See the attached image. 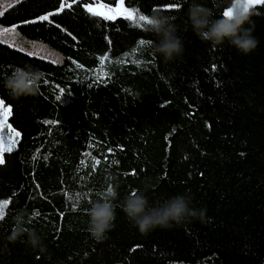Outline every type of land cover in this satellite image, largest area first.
I'll return each mask as SVG.
<instances>
[{
    "label": "trees",
    "instance_id": "16d2710c",
    "mask_svg": "<svg viewBox=\"0 0 264 264\" xmlns=\"http://www.w3.org/2000/svg\"><path fill=\"white\" fill-rule=\"evenodd\" d=\"M94 1L57 12L71 0H16L0 12V25L62 54L53 62L0 40V99L20 133L0 165V200L9 201L0 264H264V4L251 8L245 27L259 43L244 55L193 32L191 0H125L139 14L174 18L184 52L165 62L144 22L93 15L84 4ZM197 2L217 16L230 4ZM49 13L51 22L38 21ZM24 66L43 79L37 95L17 99L3 82ZM61 88L68 93L58 101ZM109 176L118 183L116 219L97 242L87 209ZM145 182L153 203L191 194L204 220L142 234L120 205ZM21 209L39 213L32 226L46 252L7 240Z\"/></svg>",
    "mask_w": 264,
    "mask_h": 264
},
{
    "label": "clouds",
    "instance_id": "9594fccd",
    "mask_svg": "<svg viewBox=\"0 0 264 264\" xmlns=\"http://www.w3.org/2000/svg\"><path fill=\"white\" fill-rule=\"evenodd\" d=\"M228 8L232 10L230 16H224L223 13L217 16L205 4L191 0L188 20L192 30L202 41L209 42L212 46H221L227 41L242 54H250L259 43L253 35V29L245 27L246 24L253 23L251 17L254 13L251 8L248 11L244 10L243 0H230ZM146 17L148 18L144 22L146 30L159 37L158 42L152 45L155 52L162 56L165 62L181 57L184 43L176 34L174 18L159 11ZM42 79L43 73L34 67H16L3 84L14 98L19 99L37 95ZM106 183L107 187L98 191L97 199L91 201L87 209V231L97 242H104L108 238L116 219L113 202L118 197V183L113 176H109ZM150 187V183L145 182L143 190H132L120 205L130 223L142 234L147 235L158 227L169 228L187 221L204 220L207 210L195 207L191 194H175L153 203L146 195ZM38 215V212L19 210L12 217L13 227L7 240L13 243L22 240L33 250L46 252L47 246L43 242L42 234L32 226Z\"/></svg>",
    "mask_w": 264,
    "mask_h": 264
},
{
    "label": "snow or ice",
    "instance_id": "6c2138e0",
    "mask_svg": "<svg viewBox=\"0 0 264 264\" xmlns=\"http://www.w3.org/2000/svg\"><path fill=\"white\" fill-rule=\"evenodd\" d=\"M124 2L125 0H119L118 6L116 8H110L108 5L105 4H100L98 5V7L94 8L92 4H84V8L91 14L96 15V16H102L104 19L106 20H115L117 18V16H124V18L126 19H130V20H138V21H142V22H146L147 21V17L143 14H139L138 10H134L131 8H125L124 7ZM80 0H71V3H68L67 5L65 3H61L59 6V9L57 10V12L63 11L65 9V7L71 9L73 5L75 4H79ZM259 4H264V0H243V5H244V10L248 11L250 8H253L255 5H259ZM173 7H176V5H172ZM231 8H228L227 10H225L223 12L224 16H230L231 15ZM55 15V13H49L47 15H42L38 18L39 22H51L50 21V16ZM37 21H31V23H35ZM7 31V30H5ZM144 43H146L145 41H140V44L143 45ZM29 55H31V53H29ZM55 62V61H54ZM82 67V66H80ZM215 67V66H213ZM60 93L61 95H57L56 99L58 101H61L62 96L64 94H67L68 92H66L65 89L61 88L60 89ZM11 114V108L4 107V101L2 99H0V116L4 117V120H0V129H2L4 122L7 119V116H9ZM48 123V122H46ZM51 123H55V122H51ZM12 132L15 133L16 136H19L20 133L16 132L15 129H11ZM13 150V146L9 145L7 148H5L2 144V142H0V165H3L5 163V159H4V152H12ZM100 161L96 160L95 164H99ZM95 164L93 165V167H95ZM9 204L8 200H0V219H3L5 212L4 209L7 207V205Z\"/></svg>",
    "mask_w": 264,
    "mask_h": 264
},
{
    "label": "rangeland",
    "instance_id": "374dc122",
    "mask_svg": "<svg viewBox=\"0 0 264 264\" xmlns=\"http://www.w3.org/2000/svg\"><path fill=\"white\" fill-rule=\"evenodd\" d=\"M14 1L16 0H0V12ZM118 3L119 0L115 4H107L100 0H95L91 4L94 8L98 7V5L100 4L108 5L110 8H116L118 6ZM0 40L10 44L11 46L17 47L27 53L43 57L53 62H60L62 60V54L56 49L48 46L47 44L41 41L29 39L21 35L13 25H0ZM4 107L7 108L8 106L4 105ZM0 120H4V117L0 116ZM11 129L13 128L10 126L6 119L2 129H0V142H2L5 148H7L9 145H12L14 148L18 141L19 136H16L15 133L11 131Z\"/></svg>",
    "mask_w": 264,
    "mask_h": 264
},
{
    "label": "water",
    "instance_id": "95a60500",
    "mask_svg": "<svg viewBox=\"0 0 264 264\" xmlns=\"http://www.w3.org/2000/svg\"><path fill=\"white\" fill-rule=\"evenodd\" d=\"M229 6V5H228ZM228 6L223 10V12L225 11V10H227L228 9ZM256 6V5H255Z\"/></svg>",
    "mask_w": 264,
    "mask_h": 264
}]
</instances>
